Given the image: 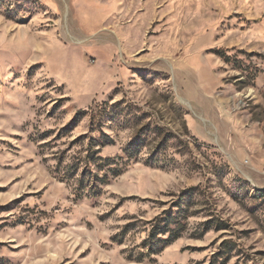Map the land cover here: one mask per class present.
<instances>
[{
    "label": "rangeland",
    "instance_id": "obj_1",
    "mask_svg": "<svg viewBox=\"0 0 264 264\" xmlns=\"http://www.w3.org/2000/svg\"><path fill=\"white\" fill-rule=\"evenodd\" d=\"M0 264H264V0H0Z\"/></svg>",
    "mask_w": 264,
    "mask_h": 264
},
{
    "label": "bare ground",
    "instance_id": "obj_2",
    "mask_svg": "<svg viewBox=\"0 0 264 264\" xmlns=\"http://www.w3.org/2000/svg\"><path fill=\"white\" fill-rule=\"evenodd\" d=\"M180 101L186 103L187 105H189L190 107L193 108L191 102L188 99H185L183 97H179ZM194 109V108H193ZM195 112L197 113L198 117L201 118L203 120V122L205 124H213L209 119H207L202 113H200L199 111L195 110Z\"/></svg>",
    "mask_w": 264,
    "mask_h": 264
},
{
    "label": "trees",
    "instance_id": "obj_3",
    "mask_svg": "<svg viewBox=\"0 0 264 264\" xmlns=\"http://www.w3.org/2000/svg\"><path fill=\"white\" fill-rule=\"evenodd\" d=\"M172 238L170 239V238H168L167 240H169V241H173L174 240V238H177V237H174V236H171Z\"/></svg>",
    "mask_w": 264,
    "mask_h": 264
}]
</instances>
